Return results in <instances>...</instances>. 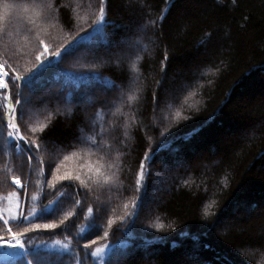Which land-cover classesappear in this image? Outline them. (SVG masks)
I'll return each instance as SVG.
<instances>
[{
    "label": "trees",
    "instance_id": "obj_1",
    "mask_svg": "<svg viewBox=\"0 0 264 264\" xmlns=\"http://www.w3.org/2000/svg\"><path fill=\"white\" fill-rule=\"evenodd\" d=\"M5 3L29 10L0 12V62L26 78L0 90V235L49 205L33 223L57 227L0 264H264V0Z\"/></svg>",
    "mask_w": 264,
    "mask_h": 264
},
{
    "label": "snow or ice",
    "instance_id": "obj_2",
    "mask_svg": "<svg viewBox=\"0 0 264 264\" xmlns=\"http://www.w3.org/2000/svg\"><path fill=\"white\" fill-rule=\"evenodd\" d=\"M31 7L40 9L42 8V5L40 3H34ZM23 9V11L27 12L29 10V6L27 5H21V4H10V3H5L2 6V9H0V12L3 13H9L13 10H20ZM3 17L0 16V19H2ZM105 22V8L101 7L100 9V16L98 17L97 21H96V27L93 29L94 31H101L102 30V25ZM40 44H44L43 40L39 41ZM48 52V47L47 45H44V50L42 52L39 53V55H37L35 57V59L37 61H40V64L36 66L35 71H33L32 69H29L28 71L31 72L32 74L27 77V82L29 84V86L31 85V82L36 78L37 75L41 74V70H46L44 69V61H41V57H45V59H47V54ZM65 54L67 53V49H65ZM53 55H55L56 57H60L61 56V52L59 50L55 51L53 53ZM10 59V57H9ZM49 66L51 65V61H48ZM7 66V61L4 62H0V89H9L10 88V84H15L16 82H23L26 80V78L22 75H15L14 77L10 76L8 72H4V68ZM12 71H14V69H12ZM5 77H7V79L9 80V83H5ZM17 96L20 98H14L13 100H10L8 96H5L4 99L9 101V103L7 104L8 107V114H9V120L7 123V127L9 129H11L10 132H8V136L9 137H14L15 139L24 142L25 138L22 135H15L18 134L20 132V127L17 123H15L14 121H16L18 119V116L16 115L17 113V109L14 105H23L25 103H27V101L25 99H23L22 97V93H17ZM20 114L22 115V111L20 112ZM177 115H179V113H177ZM32 133H36L37 129L36 128H32L31 129ZM43 131V130H41ZM97 135L100 137V139H98L97 141L94 142V147L96 149L99 150H103L104 145L102 143V133H97ZM26 146H27V150L32 151L33 149V144L32 141H26ZM39 145H35V149H38ZM29 159H31V157H29ZM65 159H67V157H65ZM145 159H149L148 155H145ZM141 169H143V164H141ZM59 171V169H57V172ZM53 180L54 181H67V180H77L80 181V184L83 185L85 183L84 180L81 179V177L79 175L73 177L70 176L68 174L65 175H58V174H53ZM14 182L16 184L20 183V180L18 178H14ZM140 181H137V184L139 185ZM52 187H55V185L53 184ZM75 203L79 204V201H75ZM49 209H50V205L49 206H45L43 209H41L40 213H37L35 209L31 210L27 215L23 214V213H19L17 216H11V219L13 220H19L21 224H24L25 227L23 229V231H19V232H15L12 233L11 228H8L7 230L11 233V239L13 242H4V243H0V247H19V248H24V244L21 242V237L24 236V234L26 232H30L33 231L34 229H39L41 227H43L44 229H53L56 228L57 225L55 223H51V224H34L33 220L35 218H37L38 216H43V215H47L49 214ZM89 212H92V209L89 208L88 209ZM68 215H71V213H67L66 217ZM9 221L8 220H4V224H8ZM61 223H63V221H61ZM109 225L112 224V221L109 220L108 221ZM105 236H107L108 234L105 232L104 234ZM88 246L85 245V248H87ZM107 247V246H106ZM104 249L101 248H97L95 250V252L91 253V255L93 256H98L101 252H103ZM27 264H33L32 260H28Z\"/></svg>",
    "mask_w": 264,
    "mask_h": 264
},
{
    "label": "rangeland",
    "instance_id": "obj_3",
    "mask_svg": "<svg viewBox=\"0 0 264 264\" xmlns=\"http://www.w3.org/2000/svg\"><path fill=\"white\" fill-rule=\"evenodd\" d=\"M122 55H124V57H125V55L126 54H122ZM11 69L10 68H8L7 66L4 68V72H7V71H10ZM13 75H15V74H13ZM7 82V77H5V83ZM0 90H4V89H0ZM9 103V101L8 102H6V104H5V106L7 107V104ZM31 103L30 102H28L27 101V103H26V105H30ZM7 109H8V107H7ZM15 135H21L20 133H18V134H15ZM16 144H17V148H18V151H23V152H25V155L27 156V157H29V154L26 152L27 150H26V146H25V144L24 143H21V141H19V140H17L16 139ZM14 182V181H13ZM15 183V182H14ZM16 184V183H15ZM19 187H22V183L20 182L19 184H17ZM23 187H26V184H24L23 185ZM165 190L166 189V187H162V188H157V191L158 190ZM155 191V190H154ZM237 207H242L241 208V210L243 209V207H245V205L244 204H240L239 206H237ZM12 211H13V213H15V211H14V208L12 209ZM243 211V210H242ZM224 222H226L225 220L224 221H222V224L224 223ZM6 235H0V242L1 241H7V242H11L12 241V239H11V233L8 231V230H6ZM5 233H2V234H5ZM5 239H7V240H5ZM101 249H104V248H101ZM105 250V249H104ZM104 252L105 251H103V252H101L98 256L99 257H101L103 254H104ZM9 253H8V251L7 250H3L1 253H0V259H5V256L6 255H8Z\"/></svg>",
    "mask_w": 264,
    "mask_h": 264
}]
</instances>
